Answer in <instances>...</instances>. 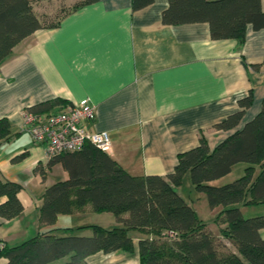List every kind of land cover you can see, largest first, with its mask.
Listing matches in <instances>:
<instances>
[{"label":"crops","instance_id":"0c3cea01","mask_svg":"<svg viewBox=\"0 0 264 264\" xmlns=\"http://www.w3.org/2000/svg\"><path fill=\"white\" fill-rule=\"evenodd\" d=\"M68 1L70 7L80 0ZM166 5L167 0H153L133 10L131 0H95L67 12L55 27L38 28L0 63V118L11 125L10 136L0 140V176L21 184L24 206L16 216L0 218V243L17 244L45 229L38 220L40 196L53 182L47 184L44 173L54 166L61 179L67 177L59 162L46 166L44 145L23 128L26 107L55 97L69 102L87 98L95 118L85 123L86 129L106 131L107 152L134 175L171 172L177 154L195 146L200 131L213 148L231 132L213 125L238 110V99L248 91L253 100L241 122L259 111L264 63L252 64L264 60V28L248 25L241 42L213 39L207 22L163 23ZM38 165L44 169L41 176ZM28 186L37 194H28ZM187 201L198 214L194 202ZM95 213L59 214L56 233L70 227L75 234H91L76 228L119 224L113 214L88 217ZM260 234L264 237V228ZM130 235L131 251H97L86 263L138 264L137 242L143 235Z\"/></svg>","mask_w":264,"mask_h":264},{"label":"trees","instance_id":"16d2710c","mask_svg":"<svg viewBox=\"0 0 264 264\" xmlns=\"http://www.w3.org/2000/svg\"><path fill=\"white\" fill-rule=\"evenodd\" d=\"M95 0H80L63 10L56 20L45 23L36 13L40 0H0V63L22 39L38 28L59 24L69 11ZM153 0H131L133 10ZM161 20L166 24L207 22L213 39L242 41L246 28H264L261 0H167ZM261 63L252 64L258 68ZM252 92L240 97L239 109L213 127L231 132L213 148L199 132L198 143L177 154L173 170L166 175H134L107 151L86 142L75 151L61 152L47 160L59 162L67 177L47 185L41 196L38 220L41 228L33 236L13 245L0 243L3 264H87L86 257L133 249L130 231L140 232L138 264H264V214L243 216L238 204L264 202V98L259 111L242 121L252 104ZM61 97L35 103L25 109L55 112L71 105ZM242 123V124H241ZM10 121L0 118V140L11 134ZM237 162L244 172L224 184H212ZM42 174L44 169L36 167ZM188 174L196 190L205 194L216 213V231L201 219L190 202L178 192ZM21 184L0 176V218L8 220L23 210ZM83 211L111 212L118 225L106 228L87 224L91 234H75L74 228L54 226L59 214Z\"/></svg>","mask_w":264,"mask_h":264},{"label":"built area","instance_id":"2783aa9c","mask_svg":"<svg viewBox=\"0 0 264 264\" xmlns=\"http://www.w3.org/2000/svg\"><path fill=\"white\" fill-rule=\"evenodd\" d=\"M23 128L35 143L44 145L49 159L61 152L75 151L86 142L108 151L110 138L104 130L90 132L85 123L95 118L93 104L87 99L72 102L55 112H32L24 109L21 113Z\"/></svg>","mask_w":264,"mask_h":264},{"label":"rangeland","instance_id":"374dc122","mask_svg":"<svg viewBox=\"0 0 264 264\" xmlns=\"http://www.w3.org/2000/svg\"><path fill=\"white\" fill-rule=\"evenodd\" d=\"M70 4L71 3L68 0H44L43 2H35L34 8L36 13L40 16L41 20H43L45 23H49L56 20V18L60 14H62L63 10L69 7ZM245 165L246 164L244 162L235 163L228 173L214 180H211L210 183L220 185L239 177L240 175L243 174ZM41 175L43 174H40V176ZM44 175L47 184L63 178V175L60 172V170L58 168H55L54 166L51 169L47 170L46 173H44ZM37 192L38 191L33 190L31 187L28 186V194L30 193L31 195H35L37 194ZM179 192L182 196H184L185 199L192 200L194 202L198 214L201 215L206 222H208L209 226L212 227L216 226L214 224V218L216 213L219 211L221 207L220 206H216L214 208L209 207L204 192L196 190L193 187L188 177V174L184 175L182 183L179 187ZM238 206L240 207L243 216L246 217L264 214V202L247 203V204L240 203L238 204ZM98 213L99 214L95 213L94 215L88 217L90 219H95L97 217H101L100 213H105L102 215L112 214L111 212L108 211H102ZM106 228H111V227H106ZM86 229H89L87 230V232L88 231H90V233L92 232L90 227H86Z\"/></svg>","mask_w":264,"mask_h":264}]
</instances>
